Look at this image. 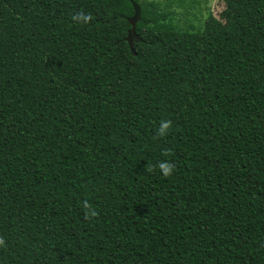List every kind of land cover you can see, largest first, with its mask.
Here are the masks:
<instances>
[{
  "label": "trees",
  "instance_id": "1",
  "mask_svg": "<svg viewBox=\"0 0 264 264\" xmlns=\"http://www.w3.org/2000/svg\"><path fill=\"white\" fill-rule=\"evenodd\" d=\"M223 2L0 0V264H264V0Z\"/></svg>",
  "mask_w": 264,
  "mask_h": 264
},
{
  "label": "rangeland",
  "instance_id": "2",
  "mask_svg": "<svg viewBox=\"0 0 264 264\" xmlns=\"http://www.w3.org/2000/svg\"><path fill=\"white\" fill-rule=\"evenodd\" d=\"M161 5L169 6L173 13L174 23L181 29L189 31V27L204 24L207 17L213 15L219 19L223 10V0H153Z\"/></svg>",
  "mask_w": 264,
  "mask_h": 264
},
{
  "label": "clouds",
  "instance_id": "3",
  "mask_svg": "<svg viewBox=\"0 0 264 264\" xmlns=\"http://www.w3.org/2000/svg\"><path fill=\"white\" fill-rule=\"evenodd\" d=\"M80 19L83 22L88 23L91 21L92 17L90 14H81ZM171 126L172 122L170 120H161L157 129L156 136L158 138L167 136ZM155 169H158L162 176L169 177L174 172L175 165L170 161H161L155 166H149L148 170L151 172ZM82 207L87 210L85 212V219H90L98 215L97 211L93 208L92 204L89 201H83ZM0 245H4V240L2 238H0Z\"/></svg>",
  "mask_w": 264,
  "mask_h": 264
},
{
  "label": "water",
  "instance_id": "4",
  "mask_svg": "<svg viewBox=\"0 0 264 264\" xmlns=\"http://www.w3.org/2000/svg\"><path fill=\"white\" fill-rule=\"evenodd\" d=\"M133 8H134V15H133V17L131 19V26H132V28H131V30L129 32L130 45H132L131 40L134 38V28H135V25L138 22L139 16H140V9H139V7L136 4H133Z\"/></svg>",
  "mask_w": 264,
  "mask_h": 264
}]
</instances>
